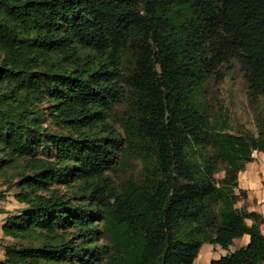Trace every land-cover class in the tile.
<instances>
[{"label": "trees", "instance_id": "trees-1", "mask_svg": "<svg viewBox=\"0 0 264 264\" xmlns=\"http://www.w3.org/2000/svg\"><path fill=\"white\" fill-rule=\"evenodd\" d=\"M231 60L255 134L202 102ZM253 152L264 0H0V180L23 206L2 225L0 264H194L244 235L209 264H264V219L236 207ZM134 159L140 177L113 181Z\"/></svg>", "mask_w": 264, "mask_h": 264}, {"label": "rangeland", "instance_id": "rangeland-1", "mask_svg": "<svg viewBox=\"0 0 264 264\" xmlns=\"http://www.w3.org/2000/svg\"><path fill=\"white\" fill-rule=\"evenodd\" d=\"M222 79L218 80L217 76L211 77L204 86L202 93V102L208 114L218 119L223 116L228 120L230 131L239 132L241 130H248L251 133H256L254 123V112L248 104L247 99V85L243 78L241 66L236 60H231L227 64L219 68ZM41 112L44 113L45 126L48 127L50 132H55L54 127L51 125L47 116V106L40 107ZM120 117L121 107L113 112L112 122L116 129L120 132ZM142 163L139 159L132 160L127 165L115 164L114 173H110L113 181L120 182L124 179H138L141 175ZM16 180L9 183H3L0 180V215L2 214H15L23 206L18 205L13 197L17 191L16 188L10 186ZM61 191L65 188L60 187ZM20 207V208H19ZM8 241V240H7ZM9 240L7 243H10ZM19 244V242H12ZM4 244H1L3 247ZM216 249L211 245H203L200 249L194 264H208L211 257H216Z\"/></svg>", "mask_w": 264, "mask_h": 264}, {"label": "crops", "instance_id": "crops-1", "mask_svg": "<svg viewBox=\"0 0 264 264\" xmlns=\"http://www.w3.org/2000/svg\"><path fill=\"white\" fill-rule=\"evenodd\" d=\"M264 153L253 152L252 160L247 163L244 169L238 173V191H243L246 194V198L236 204L237 208L244 207L248 212H255L262 216L264 219ZM17 203V202H16ZM18 204V203H17ZM20 205V204H18ZM21 206V205H20ZM20 208V207H19ZM7 217V214L0 215V259L3 258L4 249L1 244H7L9 239L2 236V225ZM250 224V222H248ZM260 232L264 235V223L260 226ZM8 240V241H7ZM249 239L244 235L240 239L233 242L227 250H223L218 246H214L216 249V257H211V260H216L221 256H224L235 249L244 247L247 245ZM205 245V244H204ZM203 247V245H202ZM201 247V248H202Z\"/></svg>", "mask_w": 264, "mask_h": 264}, {"label": "built area", "instance_id": "built-area-1", "mask_svg": "<svg viewBox=\"0 0 264 264\" xmlns=\"http://www.w3.org/2000/svg\"><path fill=\"white\" fill-rule=\"evenodd\" d=\"M264 175V174H263Z\"/></svg>", "mask_w": 264, "mask_h": 264}]
</instances>
